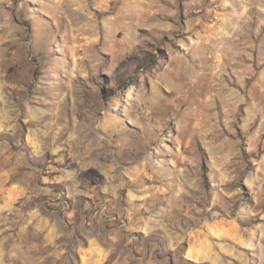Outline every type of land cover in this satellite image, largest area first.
Returning a JSON list of instances; mask_svg holds the SVG:
<instances>
[{
	"label": "rangeland",
	"instance_id": "obj_1",
	"mask_svg": "<svg viewBox=\"0 0 264 264\" xmlns=\"http://www.w3.org/2000/svg\"><path fill=\"white\" fill-rule=\"evenodd\" d=\"M0 264H264V0H0Z\"/></svg>",
	"mask_w": 264,
	"mask_h": 264
},
{
	"label": "bare ground",
	"instance_id": "obj_2",
	"mask_svg": "<svg viewBox=\"0 0 264 264\" xmlns=\"http://www.w3.org/2000/svg\"><path fill=\"white\" fill-rule=\"evenodd\" d=\"M164 108V110L166 111L169 108V104H166Z\"/></svg>",
	"mask_w": 264,
	"mask_h": 264
}]
</instances>
